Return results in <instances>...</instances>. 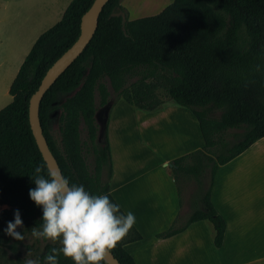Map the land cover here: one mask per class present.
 Returning <instances> with one entry per match:
<instances>
[{
  "label": "trees",
  "instance_id": "1",
  "mask_svg": "<svg viewBox=\"0 0 264 264\" xmlns=\"http://www.w3.org/2000/svg\"><path fill=\"white\" fill-rule=\"evenodd\" d=\"M93 1L72 0L61 21L36 40L9 88L12 102L0 110V207L9 208L0 211V249L15 257L24 248L42 260L59 246L43 239L42 250L37 239L25 244L42 217V209L28 195L35 188L31 179L38 165L44 166L45 178L49 172L29 125V100L48 69L78 39L81 18ZM121 1L105 4L82 54L43 96V135L70 184L83 185L92 195H108L117 204L110 194L108 123L98 139L96 114L110 97L104 81L135 109L152 112L169 99L187 110L198 124L203 147L174 160L172 171L194 180L196 205L182 227L155 238L166 239L208 221L219 249L226 222L210 200L216 174L264 138V0H172L160 13L131 21L116 15ZM54 115L59 148L50 130ZM17 209L22 241L4 232ZM140 240L133 227L110 252L120 264H136L124 246ZM59 264L72 261L61 256Z\"/></svg>",
  "mask_w": 264,
  "mask_h": 264
},
{
  "label": "crops",
  "instance_id": "2",
  "mask_svg": "<svg viewBox=\"0 0 264 264\" xmlns=\"http://www.w3.org/2000/svg\"><path fill=\"white\" fill-rule=\"evenodd\" d=\"M15 3L16 0H0V110L12 102L9 88L33 44L42 35L33 43L20 36L26 30L16 24L12 15ZM174 104L160 107L144 117L140 130L160 127L161 122L177 111L179 106ZM182 112L186 114L187 137L192 134L196 141L191 148L180 149L164 160L160 167L163 170L165 162L173 163L203 147L195 118L188 111ZM110 124L109 120L108 131ZM108 140L113 163L110 194L124 214L134 213L133 227L141 236L140 241L124 246L136 264H264V138L221 166L216 174L210 200L226 222L225 238L219 249L213 245L214 230L208 221L193 223L172 237L156 239L158 234L182 227L177 226L182 214L178 184L165 170L164 175L140 172L141 169L117 175L112 138ZM191 205L193 210L195 193Z\"/></svg>",
  "mask_w": 264,
  "mask_h": 264
},
{
  "label": "rangeland",
  "instance_id": "3",
  "mask_svg": "<svg viewBox=\"0 0 264 264\" xmlns=\"http://www.w3.org/2000/svg\"><path fill=\"white\" fill-rule=\"evenodd\" d=\"M71 1L16 0L13 5L14 12L12 11V15L15 17L16 24L23 25L26 30L20 36L24 39L29 38V41L33 43L41 34L61 21L63 15L61 16L60 14L63 8L69 5ZM171 2L172 0H122L116 15L129 21L149 17L160 13ZM17 25L15 27H18ZM133 81H130V83ZM104 83L110 92V97L106 106L98 107L96 114V120L100 127L98 139H101L104 127L110 120V126L112 127L108 131V137H111L113 142L112 155L117 168V175L138 172L139 169H141L140 172L151 174L164 175L166 172L171 174L178 184L182 202V214L178 219L177 226H183L192 211L193 205L191 204L196 184L189 176L174 175L172 167H168L166 162L163 165L166 172L160 167L164 160L176 154L178 150H185L184 148L188 146V148L194 146L196 141L194 135L189 134V137H187L188 132L185 128L186 120L184 115L186 114H183L182 111L188 113L187 110H181L182 108L178 107L172 116H168L165 122L160 123V127L141 131L144 117H148L151 112L128 106L121 99H118L117 95L110 89L108 80H105ZM96 103L98 104L97 94ZM173 104L171 100L164 99L161 108H168ZM50 127L53 140L59 148V133L55 115ZM146 137L149 143L146 142ZM3 210H9V208L0 207V211ZM0 237H2L1 234ZM34 242V238L28 239L25 244L30 245ZM43 245L44 243L39 240L37 246L40 250H42ZM28 252L26 249L21 248L18 257H15L9 250L1 248L0 264H23Z\"/></svg>",
  "mask_w": 264,
  "mask_h": 264
},
{
  "label": "clouds",
  "instance_id": "4",
  "mask_svg": "<svg viewBox=\"0 0 264 264\" xmlns=\"http://www.w3.org/2000/svg\"><path fill=\"white\" fill-rule=\"evenodd\" d=\"M44 166L35 168L31 179L35 188L29 189V198L42 209L39 227L30 232L34 239L58 243L50 252L29 258L23 264H59L62 256L72 264H101L105 255L122 241L136 222L134 213H120V205L110 201L108 195H92L83 185L70 184L58 171L41 175ZM4 232L16 241L25 239L17 231L23 226L19 210L13 213Z\"/></svg>",
  "mask_w": 264,
  "mask_h": 264
},
{
  "label": "water",
  "instance_id": "5",
  "mask_svg": "<svg viewBox=\"0 0 264 264\" xmlns=\"http://www.w3.org/2000/svg\"><path fill=\"white\" fill-rule=\"evenodd\" d=\"M109 0H94L90 8L84 13L80 23V35L75 43L59 57L48 69L43 77L37 91L29 100V125L36 141L37 147L49 169L62 174L59 165L50 151L46 138L43 135L40 119L39 105L45 93L55 83V81L70 67V65L82 54L90 40L92 39L97 25L99 15ZM168 167L172 163L167 164ZM106 264H120L112 255L107 253L103 259Z\"/></svg>",
  "mask_w": 264,
  "mask_h": 264
},
{
  "label": "bare ground",
  "instance_id": "6",
  "mask_svg": "<svg viewBox=\"0 0 264 264\" xmlns=\"http://www.w3.org/2000/svg\"><path fill=\"white\" fill-rule=\"evenodd\" d=\"M121 142V141H120ZM120 145V144H119Z\"/></svg>",
  "mask_w": 264,
  "mask_h": 264
}]
</instances>
